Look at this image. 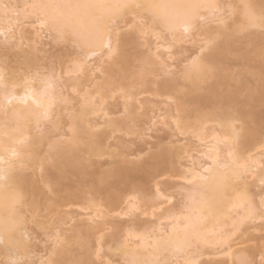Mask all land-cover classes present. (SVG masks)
Wrapping results in <instances>:
<instances>
[{"label": "rangeland", "instance_id": "rangeland-1", "mask_svg": "<svg viewBox=\"0 0 264 264\" xmlns=\"http://www.w3.org/2000/svg\"><path fill=\"white\" fill-rule=\"evenodd\" d=\"M246 1L248 0H222L221 5L224 7H221V13L215 11L216 16L209 19L207 17L202 21L203 23H199L195 34L167 31L154 22L151 13H126L123 19H119L120 27L126 30L122 33L119 50L114 51L111 56L103 50L96 56L86 59L77 44L68 39L71 33L65 38H59L52 30L51 36L45 33L41 38L42 32L39 31L36 16L40 12L36 13V0H0L1 25H5V20L7 21L8 18L12 20L21 17V21L17 22L20 27L16 28L17 25L14 27L17 32L15 29L12 32L14 34L12 43L3 46L1 41L3 38H0V68H3L10 81H19V84L18 81L13 82L16 84V90L17 87L20 89L19 85L22 82L24 83L23 78H28L37 72L43 79L51 77L53 87L55 85V88H52L53 92L51 91L55 97L51 121H41L40 128L31 124L32 136L42 140L37 146L38 157L40 159L47 157L53 145L58 142H63L67 146L71 144L75 114L86 112L87 128L97 124L98 126L96 125L93 130L102 135V140L104 139L102 157H91L83 153L88 159L90 175L84 182L78 177L72 179L74 190L84 189L83 197L67 202L65 206L58 207L52 213L47 212L45 206L46 199L52 200L54 195L43 185L39 167H31L28 162L20 166L22 173H25L35 186L45 193L44 197H39L40 207L35 214L28 211L25 214L27 232L33 239L36 255L43 256V259L47 260L53 256L56 249L66 245L72 256L88 257L89 264L93 261L95 264H125L119 250L123 241L127 240L129 245H133L141 236L146 235L150 236L149 242H151L158 228L164 226L163 230L169 228L170 222L174 219L171 218L172 213L186 215L185 198L191 193L194 185L191 186L187 182L186 184L183 179L185 174L182 173L192 164L202 163L201 166L208 164L206 154L211 143L214 138H221L224 133L219 124L227 106L218 107L209 104L203 111L205 116L209 115L208 123L200 126L196 122L197 114H190L182 120L187 123L189 129H182L179 124L182 114L178 105L187 98L185 97L188 91L187 81L184 76L166 74L162 69H174L185 56L197 53L202 39L217 37L211 53L217 51L221 47L222 40L220 32L223 28L219 31L223 25L221 20H225L227 24L224 27H228V23L230 26L241 25V13ZM141 18L146 21L142 28H137L134 32L127 31L126 21L138 23ZM208 26L212 27V36L207 31ZM260 32L261 28L245 26L244 31L238 35L241 44L236 43L237 48L251 50L253 47L251 38H256V44L260 47L264 39ZM242 53L244 52H235L228 57L225 75L230 73L233 76L228 86L237 89L239 82L253 92L259 91L258 77L253 69L255 62L250 60L253 57L249 56V60L244 59ZM99 63L100 70L97 68ZM38 82H33V85L35 83L38 86ZM169 82H174L173 88L166 92L160 90L161 86L170 84ZM238 100L243 110L257 108L264 112V107L259 108L254 101L248 100L247 90L240 93ZM235 115L240 118L238 112H235ZM3 121L4 124L8 123L4 120V114L0 112V126ZM233 125L241 132L244 129V124L240 120L235 121ZM262 141H264V128L259 137V147L247 148L245 157L260 153L259 159L264 162ZM220 146L226 151L225 144ZM185 150H192V157L191 154L188 156ZM164 154L173 161V166L152 179L147 184L145 193L142 190L126 187V183L114 184L117 193L123 199L120 208L114 213H111V208L106 206L105 196L93 192L94 182L104 178L112 182V179L107 178L108 174L117 167L128 166L124 161L130 162L131 167H146L147 171H150L148 166L152 159ZM26 155H31V151ZM251 182L254 194L260 189L259 193L264 196V186H254V180ZM157 191L162 192L163 200L156 197ZM156 203L162 206L159 207L160 210L156 206H151ZM182 215H180L181 221L184 219ZM261 221L247 224L239 231H234L233 222V225L232 223L222 225L221 232H228L231 235L229 243L235 244L236 254L231 261L228 260L227 255H223L224 250L219 246L211 245L201 249L199 243L193 242L192 248L186 252L189 257L196 256L198 264H239L240 261H237L236 257L255 260L259 264L261 253L264 252V221L262 223ZM88 229L91 232L89 235L85 233ZM245 229L249 231L246 232ZM134 235L136 237L132 239ZM197 254L202 256L198 257ZM178 255L176 257L179 260L173 257L171 262L175 263L178 260L184 264L186 260L181 258L182 254ZM170 256L171 253L166 252L159 258L164 259L163 263L166 264L170 262ZM39 257H32L34 264L40 259ZM6 262V258L0 256V264Z\"/></svg>", "mask_w": 264, "mask_h": 264}, {"label": "bare ground", "instance_id": "bare-ground-1", "mask_svg": "<svg viewBox=\"0 0 264 264\" xmlns=\"http://www.w3.org/2000/svg\"><path fill=\"white\" fill-rule=\"evenodd\" d=\"M115 4L140 5L141 7L128 9L87 7L91 5ZM209 4L220 6L222 0H36L37 6L35 10L37 14L40 12V16H36L39 31L42 32L40 33L41 38L44 37L45 33V35L50 34L51 36L52 30L54 31L53 33L58 34L55 35L59 38H65L69 33L78 34L81 39L76 44L82 50L86 59H90L104 50L100 47L99 40L91 34L89 21L93 14L99 15L104 13L112 15L115 19H123L125 13L129 12L151 13L154 22L161 28L170 32H179L182 31V25L185 20L190 17L195 16L199 24L202 22L199 20L200 16L208 17V19L216 16L215 13L204 7ZM245 4L251 6L249 11L257 18L260 16L261 10L264 9V0H248ZM216 11L221 13V7H218ZM18 18L16 17L12 20L8 18L7 21L9 22L5 20V25L0 24V35L2 36L0 38H3L1 40L3 41V46L12 43L11 40L14 39L12 32H14V29L17 32L16 28L20 27L18 23L21 21V17ZM241 20V25L232 24L230 26L228 23V27H224L226 24L225 20H221V23H223L222 27L219 28V31L223 28L221 30L222 33L220 32V35H222L220 36L222 39L221 47L217 46L220 48H215L217 51L215 50L209 55L208 60L205 62L206 70L197 75L185 77L188 84V91L185 93V97L187 98L178 105V109L182 114L179 123L182 129H189L187 123L182 120L190 114H197L196 122L198 125L203 126L208 123L209 115L205 116L203 111L209 104H215L218 107L224 105L227 106V110L222 114V120L219 124L224 133L221 138H214L206 154L208 164L203 166H201L202 163H196L198 166L192 164L190 168L186 167L184 173H182L185 174L183 178L185 183L187 182L191 186L194 185L191 193L186 194V215L180 214L184 217L183 222L180 219L179 213L177 214L173 211L174 213H172L171 218L173 217L174 219L170 222L169 228L164 229L165 231L162 229L165 226L161 229L158 228L159 230L157 229L158 231L154 234L153 239L151 238V242H149L150 236L147 237L146 235L141 236L137 243L133 242V245H129L127 240L123 241L119 250L124 261L126 259H135L140 264H164V259L162 260L159 256L168 252L171 253L170 262L173 257L182 254L181 258L186 260L185 262H188V264H193V261L198 264V258L196 256L189 257L186 252L192 248L193 242L199 243L201 249H206L207 246L211 245L219 246L224 250L223 255H227L228 260L231 261L236 254L235 244L229 243L231 235L228 232L226 233L229 235H226L223 231L221 232L222 225L233 222L234 231H239L247 224L262 220L259 215V209L264 196L262 193H259L260 189L258 193L254 194L251 180H254V186H261L260 176L264 174V162L259 159L260 153L246 158L245 150L247 148L254 149L259 147V137L261 130L264 128V112L257 110V108L243 110L238 98L242 91L247 90L248 100L254 101L260 108L264 107V97L261 96L260 89L253 92L243 83L238 82L237 89H232L228 85L233 76L230 73L225 75L228 57L235 52H244L242 53L244 59L249 60V56L253 57L250 60L251 62H255L253 69L256 71L255 75L258 77L259 88L261 87L259 77L262 61L259 53L260 47L256 44V38L250 39L253 43L251 50L238 49L236 46V43L241 44L240 36L238 37V35L244 31L245 26L261 27L259 23L255 25L248 23L244 8L242 9ZM42 21L44 22L43 24ZM15 25L18 27L14 28ZM211 29L212 27H207L208 33H211L212 36L213 32ZM111 54L109 53L110 56ZM251 54L254 56H251ZM100 67L101 64L99 63L97 68L99 69ZM39 77H35L34 74L28 78H23L25 80L32 79L33 82H38L39 80L38 86L35 83L33 85L32 82L30 90H26L22 82L21 85H23H19L20 89L17 87L18 91L15 88L14 91L12 89V86H16L14 83L18 80L10 81L6 77L9 91H13V95L10 97L12 102L11 105H8L7 116L4 115V120L8 123L4 124L5 122L3 121L2 126H0V158L3 159V162L0 163V168L6 170L5 178L0 180V230H7L6 235L10 239H16L19 236V230L12 227L13 221L22 218L27 231V218L25 214L27 211L35 214L40 207L39 197H44L45 195L20 170V166L24 162H28L31 167H39L42 173L43 185L54 195L52 200L45 197L47 200L46 210L52 213L58 207L65 206L67 202L83 197L85 193L83 188L74 190L72 187V179L74 177H78L84 182L87 176L90 175L89 166L87 165L88 159L84 157L83 153L91 157H102L104 155L102 149L104 139L102 140V135L95 133V130H93L97 124H93V126L91 125L87 128L85 112L73 115V129L71 132V144L69 146L63 142H58L53 145L47 157L44 159L38 157L37 146L42 140L33 137L31 134V124L40 128V123L37 124L36 121V114L42 112L43 107H38L37 102L41 105H47L49 98L55 101L52 93V88L54 89L55 85L53 87L52 84L47 94L42 95L45 84L42 82L43 78ZM17 83L19 84V81ZM169 83L161 86L160 90L166 92L173 88L174 82ZM0 99V102L7 105V100L4 99L3 95H1ZM235 112L239 113L240 118L235 115ZM17 115L20 117L19 119ZM238 120L244 124L242 132L233 125ZM110 122L112 123L113 120ZM221 144H225L226 151L222 150ZM261 145L264 147V141L261 142ZM13 150L17 153L16 156L12 155ZM28 151H31V155L29 156L26 155ZM185 151L188 156L191 154L192 157V150ZM124 162L128 166L117 167L108 174L107 178L112 179V182L104 178L95 181L92 187L94 193H101L105 196L106 206L111 208V213L117 211L123 202L122 196L117 193L118 191L114 186L115 183H126V187L132 190H142L145 193L147 184L152 179H155L173 166V161L166 154L155 156L152 159V162L148 166L150 167V171H147L146 167H131L130 162ZM156 197L164 199L161 191H157ZM151 206H156L157 209L162 207L160 203ZM245 230H247L246 232L249 231L248 229ZM85 233L89 235L91 232L88 229ZM30 237V258L32 259L33 256L34 258L35 256L38 258L40 255H36L37 253L33 249L35 247L32 242L33 239L32 237L30 239ZM134 237L136 236H132V239ZM10 251L13 250L7 244L0 245V256L6 258V264H8ZM200 255L202 256V254ZM220 257H222V254ZM39 258L35 264H54V262L72 264L76 260L89 261V258L85 255L81 257L72 256L66 245H62V248L56 249L50 259L45 260L43 256ZM241 259V257H236L237 261ZM178 260L175 263L171 262V264H180L179 262L181 261Z\"/></svg>", "mask_w": 264, "mask_h": 264}, {"label": "snow or ice", "instance_id": "snow-or-ice-1", "mask_svg": "<svg viewBox=\"0 0 264 264\" xmlns=\"http://www.w3.org/2000/svg\"><path fill=\"white\" fill-rule=\"evenodd\" d=\"M87 7H99V8H107V9H128L133 7H141L140 5H131V4H115V5H91ZM207 9L215 13V11L218 9V7H224L223 5H216V4H209L205 5ZM245 9V15L247 18V21L249 24L255 25L259 23L261 27L260 35L262 38H264V9L261 10L260 16L257 18L253 13L249 11L250 5L245 4L243 5ZM126 15V13H125ZM123 18V17H121ZM207 17L200 16L199 20L204 21ZM44 22L42 21V24ZM128 24L127 31L134 32L137 28H142V25L146 23V21L141 18V21L138 23H133L131 21H126ZM89 27L91 30V34L94 38L99 40V45L102 47L106 52L108 53H114V51L119 50V45L122 39V33H124L126 30L122 27H120V20L113 18L112 15H106L104 13H101L99 15L93 14L90 17L89 21ZM198 28L197 18L195 16L190 17L185 20V22L182 25V31L185 34H195V31ZM119 29V31H117ZM143 34V32H141ZM69 40H72L74 43H79L81 37L78 34H69L68 36ZM217 37L213 36L210 39H202L199 51L195 54H188L184 57L183 60H181L179 63L176 64L175 68H163L162 71L166 74L171 75H181L184 77H190L193 75H197L200 72L206 70V64L205 62L208 60V57L213 50V48L216 45ZM259 53L261 56L262 61V67L260 72V91L261 96L264 97V39H262L261 46L259 49ZM40 74L37 72L35 74V77H39ZM51 77H47L43 79V83L45 84L44 92L42 95L47 94L48 89L52 87L51 83ZM33 82L32 79H26L24 81V87L26 90H30L31 83ZM16 86L13 85L12 89L14 91V88ZM75 90V89H74ZM113 90L115 91V85L113 86ZM13 91H9V85L7 83L6 74L3 71V68H0V95H3L4 99L7 100V105L0 102V112H2L5 116H7V110L8 105H11V98L13 95ZM54 99L49 98V101L47 105H41L39 102H37L38 107H43V111L36 114V121L37 124H39L41 121H51V111L54 104ZM17 118L20 117L17 115ZM13 156H16L17 153L15 150L12 152ZM3 162V159L0 158V163ZM215 163V162H214ZM6 170L3 168H0V180H3L5 178ZM260 184L264 186V174L260 176ZM259 215L264 221V199L261 200V206L259 209ZM12 227L14 229L19 230V236L16 239H10L6 235L7 230H0V245H5L13 250L10 251L9 254V260L8 264H34V261L31 260L29 252H30V240L28 233L24 227V221L22 218L15 219L13 221ZM59 240V237H57ZM54 264H59V262H54ZM72 264H89V261L86 260H76L73 261ZM91 264H95V262H91ZM125 264H140L135 259H126ZM193 264H196L195 261H193ZM239 264H257L255 260H251L248 258H242L239 262ZM259 264H264V252L261 253Z\"/></svg>", "mask_w": 264, "mask_h": 264}]
</instances>
